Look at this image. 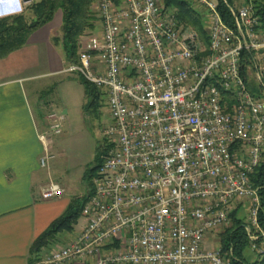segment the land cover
Listing matches in <instances>:
<instances>
[{
	"label": "built area",
	"instance_id": "built-area-1",
	"mask_svg": "<svg viewBox=\"0 0 264 264\" xmlns=\"http://www.w3.org/2000/svg\"><path fill=\"white\" fill-rule=\"evenodd\" d=\"M186 1L206 38L165 0L94 1L100 41L63 72L107 97L112 147L75 237L38 264H231L219 233L242 208L250 247L264 254L252 180L264 156V17L252 0H237L232 26L220 0ZM23 11L0 0V17ZM48 120L42 167L55 157L65 115ZM64 194L55 181L41 190L44 200Z\"/></svg>",
	"mask_w": 264,
	"mask_h": 264
},
{
	"label": "crops",
	"instance_id": "crops-1",
	"mask_svg": "<svg viewBox=\"0 0 264 264\" xmlns=\"http://www.w3.org/2000/svg\"><path fill=\"white\" fill-rule=\"evenodd\" d=\"M36 1L1 0L4 10L17 9L19 4L23 7L22 13L7 17L24 15L29 19L34 18L30 8ZM62 23L59 10L51 22L31 34L23 48L0 59V264H30L34 241L70 202L42 198V188L54 181L41 165L45 150L39 136L47 130V114L43 98L33 102L29 88L38 78L63 73L65 54L53 40L61 34ZM243 213V208L238 211L242 219ZM81 222L68 238L64 237L67 243L75 237Z\"/></svg>",
	"mask_w": 264,
	"mask_h": 264
},
{
	"label": "trees",
	"instance_id": "trees-1",
	"mask_svg": "<svg viewBox=\"0 0 264 264\" xmlns=\"http://www.w3.org/2000/svg\"><path fill=\"white\" fill-rule=\"evenodd\" d=\"M94 1L37 0L30 8L34 13V18L29 19L24 15H19L0 19V59L23 48L27 44L31 34L51 22L56 13L61 10L63 13L62 37L56 36L53 40L55 45L61 47L64 51L67 63L76 62L79 58L81 38L88 31L96 29L97 18L92 8ZM236 1L220 0L221 14L224 20L232 26L235 25L236 19L230 10V5H234ZM252 1L257 12L264 17V0ZM165 2L167 6L175 8L178 11V18L181 24L195 28L206 38L202 17L190 2L186 0H165ZM250 56L249 51L244 52V57L247 61L250 60ZM83 80L87 85V92L93 97L90 106H100L102 91L85 79ZM250 85L257 91L254 79ZM111 147L112 145L108 146V151H110ZM103 159L94 168L95 176L98 175V170L103 163ZM252 180L255 186L260 188L261 208L259 220L264 229V156L261 164L253 174ZM92 193L93 189L83 198L71 200L65 212L54 220L49 228L34 241L30 264H38L45 251L52 249L53 246L62 242L65 234L74 231L82 217L83 208L92 196ZM231 219V226L220 234L223 252L228 255L231 264H264V254L259 255L255 259H250L246 255V250L250 247V239L245 221L239 217L238 210H235L231 214Z\"/></svg>",
	"mask_w": 264,
	"mask_h": 264
},
{
	"label": "rangeland",
	"instance_id": "rangeland-1",
	"mask_svg": "<svg viewBox=\"0 0 264 264\" xmlns=\"http://www.w3.org/2000/svg\"><path fill=\"white\" fill-rule=\"evenodd\" d=\"M236 7L238 8L239 4H236ZM96 30L97 27L81 38L79 53L98 44L101 37L97 32L99 29ZM58 35L62 37V32ZM68 64L66 63L65 66ZM83 79L79 73L63 72L55 76L38 78L29 84V88L32 89L31 100L36 102L39 97L43 98L44 106H42L44 113L47 114V125L48 115L52 111L65 115L62 133L53 137L54 145L51 151L55 157L49 161V166L43 168V171L50 179L65 188L62 198L66 201L83 198L93 189L96 178L94 168L107 156L110 145L104 135L110 120L108 99L102 94L100 106H90L93 97L87 92V85ZM34 89L37 93L33 91ZM242 217L245 221L248 214L244 212ZM230 226L231 219L225 229ZM222 232L224 229L220 231L219 236ZM69 236L65 234L63 238ZM65 238L62 240L63 243L46 252L65 245L67 243ZM246 255L250 259L259 256L252 247L247 248Z\"/></svg>",
	"mask_w": 264,
	"mask_h": 264
},
{
	"label": "water",
	"instance_id": "water-1",
	"mask_svg": "<svg viewBox=\"0 0 264 264\" xmlns=\"http://www.w3.org/2000/svg\"><path fill=\"white\" fill-rule=\"evenodd\" d=\"M24 2H30L31 0H23Z\"/></svg>",
	"mask_w": 264,
	"mask_h": 264
}]
</instances>
